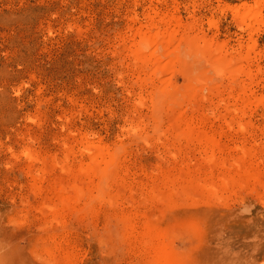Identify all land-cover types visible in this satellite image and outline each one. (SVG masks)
<instances>
[{
  "label": "rangeland",
  "instance_id": "obj_1",
  "mask_svg": "<svg viewBox=\"0 0 264 264\" xmlns=\"http://www.w3.org/2000/svg\"><path fill=\"white\" fill-rule=\"evenodd\" d=\"M170 260L264 264V0H0V264Z\"/></svg>",
  "mask_w": 264,
  "mask_h": 264
},
{
  "label": "bare ground",
  "instance_id": "obj_2",
  "mask_svg": "<svg viewBox=\"0 0 264 264\" xmlns=\"http://www.w3.org/2000/svg\"><path fill=\"white\" fill-rule=\"evenodd\" d=\"M90 146L92 147H96V146H93L92 144H90ZM102 152H100V155H97V157H101V162H103L105 164V167H97V174L100 175L101 177H104L106 176L111 167L113 166L114 162L118 159L117 157V154L115 153H110V154H104ZM167 264H176L174 263L173 261H167Z\"/></svg>",
  "mask_w": 264,
  "mask_h": 264
}]
</instances>
